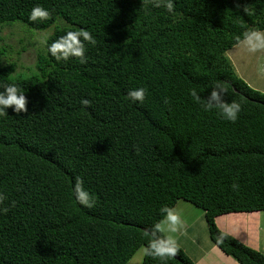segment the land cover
Wrapping results in <instances>:
<instances>
[{
	"label": "trees",
	"instance_id": "1",
	"mask_svg": "<svg viewBox=\"0 0 264 264\" xmlns=\"http://www.w3.org/2000/svg\"><path fill=\"white\" fill-rule=\"evenodd\" d=\"M35 8L48 15L33 20ZM15 21L56 26L37 74L13 78L0 50V86L28 101L0 116V264H128L143 246L142 264H196L179 246V259L149 255L167 238L162 209L179 200L205 212L224 253L264 264L216 221L264 211V93L227 56L264 31V0H0V26ZM81 31L95 39L80 37L86 62L56 60L50 46ZM216 85L241 105L235 122L191 95ZM141 87L144 102L132 103ZM77 179L93 207L77 203Z\"/></svg>",
	"mask_w": 264,
	"mask_h": 264
},
{
	"label": "clouds",
	"instance_id": "2",
	"mask_svg": "<svg viewBox=\"0 0 264 264\" xmlns=\"http://www.w3.org/2000/svg\"><path fill=\"white\" fill-rule=\"evenodd\" d=\"M169 11H172V4L169 2L167 5ZM48 13L41 9L35 8L32 12L31 18L35 20L38 17H45ZM83 40L89 41L95 44V39L87 32H68L65 36L54 42L49 51L55 57L56 60H67L70 57H79L81 63L86 62L85 47ZM248 41L257 42V46L264 44V34L253 32L246 36ZM3 88L0 91V116L8 115V108L12 107L13 111L19 116L21 113L27 112V98L24 92L15 84H8L0 86ZM223 93V96L221 95ZM128 99L132 103L140 102L143 103L146 97V89L134 88L129 90L127 93ZM191 95L199 100L205 110L213 107L220 110V114L228 121L235 122L238 119L241 111V105L237 102L229 103L224 99V90L221 85H216L210 92L208 97H200L197 92L193 91ZM82 104L85 106L89 105L88 100H83ZM74 196L78 204L91 208L95 204V200L92 195L84 188L83 180L77 179L74 186ZM0 199H3L0 196ZM0 211H7V209H0ZM163 212L166 213L165 220L161 224H157L156 228L160 231H168L175 233L177 226L180 224V218L172 209L164 208ZM178 251L177 242L171 236L162 238L159 240H153L149 244V255L159 257L161 260L165 258H173Z\"/></svg>",
	"mask_w": 264,
	"mask_h": 264
},
{
	"label": "rangeland",
	"instance_id": "3",
	"mask_svg": "<svg viewBox=\"0 0 264 264\" xmlns=\"http://www.w3.org/2000/svg\"><path fill=\"white\" fill-rule=\"evenodd\" d=\"M59 25H62V22ZM55 26L42 31L34 30L18 21L7 22L0 26V50L5 49L6 51L3 57V65L15 64L13 78L27 77L38 73L36 67L38 56L45 52L46 40L54 32ZM259 33L264 34V31ZM227 56L232 64L234 63L233 66L238 76L245 77L247 82L252 83L256 87V90L264 93V44L257 46V42L247 40L238 47L230 50ZM185 202L187 201L179 200L173 211L176 210V214L181 216L189 215L190 211L185 205L179 208L177 207ZM187 203L191 204L190 202ZM190 206L194 205L191 204ZM259 214L256 233H254L253 229L248 234V241L257 235L256 239L260 246L255 249H262L258 251L264 252V211L259 212ZM184 218L189 221H193L194 219L193 217ZM247 227L252 229L250 224ZM236 230L239 231L240 227L238 226ZM145 252L146 248L144 246L141 247L128 264H142Z\"/></svg>",
	"mask_w": 264,
	"mask_h": 264
},
{
	"label": "crops",
	"instance_id": "4",
	"mask_svg": "<svg viewBox=\"0 0 264 264\" xmlns=\"http://www.w3.org/2000/svg\"><path fill=\"white\" fill-rule=\"evenodd\" d=\"M242 43H240L239 45H241ZM239 45L235 46L234 48L238 47ZM242 79L247 82V79L245 77ZM247 83L251 85L252 88L256 89V87L252 85V83ZM182 205H185V207L190 211V214L187 216H181L178 214L180 218V224L177 226V231L175 233L163 231V233L167 237L171 236L173 239H175L177 242V246L182 248L190 257V259L196 264H240L237 260L224 253L211 240L205 212L200 208H197L196 206H190L191 204L187 202L180 204L177 207L179 208ZM174 212L176 213V210ZM259 215V212H253L249 214L232 213L220 216L216 219V221L219 228L223 232L231 235L232 237L235 236L234 238H236L241 243H245L249 245V247L255 249L260 246L259 242L256 239L257 235L250 238V240L248 241V234H250L253 229L254 233H256V225ZM184 217H193L194 219L193 221H189ZM249 224L252 226V229L247 227L249 226ZM238 226L240 227L239 231L236 230Z\"/></svg>",
	"mask_w": 264,
	"mask_h": 264
},
{
	"label": "water",
	"instance_id": "5",
	"mask_svg": "<svg viewBox=\"0 0 264 264\" xmlns=\"http://www.w3.org/2000/svg\"><path fill=\"white\" fill-rule=\"evenodd\" d=\"M175 258L179 259V257H177L176 255H175Z\"/></svg>",
	"mask_w": 264,
	"mask_h": 264
}]
</instances>
